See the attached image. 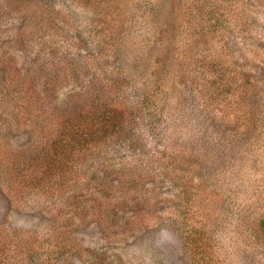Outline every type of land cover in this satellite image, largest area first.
Returning <instances> with one entry per match:
<instances>
[{
  "label": "rangeland",
  "instance_id": "rangeland-1",
  "mask_svg": "<svg viewBox=\"0 0 264 264\" xmlns=\"http://www.w3.org/2000/svg\"><path fill=\"white\" fill-rule=\"evenodd\" d=\"M261 220L264 0H0V264H264Z\"/></svg>",
  "mask_w": 264,
  "mask_h": 264
},
{
  "label": "trees",
  "instance_id": "trees-1",
  "mask_svg": "<svg viewBox=\"0 0 264 264\" xmlns=\"http://www.w3.org/2000/svg\"><path fill=\"white\" fill-rule=\"evenodd\" d=\"M117 128H118L119 131L122 129L120 126H117ZM123 129H124V128H123ZM260 223H261L262 225H264V220H261ZM188 235H189V231H188Z\"/></svg>",
  "mask_w": 264,
  "mask_h": 264
}]
</instances>
